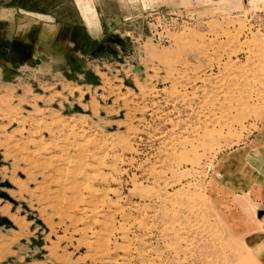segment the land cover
<instances>
[{
	"label": "rangeland",
	"instance_id": "1",
	"mask_svg": "<svg viewBox=\"0 0 264 264\" xmlns=\"http://www.w3.org/2000/svg\"><path fill=\"white\" fill-rule=\"evenodd\" d=\"M251 1L151 11L114 42L121 50L89 57L75 73L82 95L126 120L49 122L47 141L65 148L39 153L53 163L31 185L45 213L23 219L27 243L14 245L42 239L45 264H252L213 201L218 158L264 111V0ZM14 254L2 248L0 263Z\"/></svg>",
	"mask_w": 264,
	"mask_h": 264
},
{
	"label": "crops",
	"instance_id": "2",
	"mask_svg": "<svg viewBox=\"0 0 264 264\" xmlns=\"http://www.w3.org/2000/svg\"><path fill=\"white\" fill-rule=\"evenodd\" d=\"M246 3L255 2L0 0V222L7 220L0 224V259L4 248L15 253L7 257L14 264H45L44 245L31 243L29 250H22L14 243H27L26 216L45 213V207L37 205L31 185L53 163L39 153L65 148L63 143L47 141L49 122L69 116L99 120V115L118 126L126 120L123 109L118 115L112 104L98 105L91 93L82 95L84 85L76 77L80 70L75 67L86 69L89 57L111 40L128 38V25L151 11L185 8L204 12L226 7L242 11ZM82 61L85 64L80 65ZM120 87H114L112 103L118 99L124 106L127 92ZM255 120L252 135L218 158V192L213 201L252 264H264V111Z\"/></svg>",
	"mask_w": 264,
	"mask_h": 264
},
{
	"label": "flooded vegetation",
	"instance_id": "3",
	"mask_svg": "<svg viewBox=\"0 0 264 264\" xmlns=\"http://www.w3.org/2000/svg\"><path fill=\"white\" fill-rule=\"evenodd\" d=\"M116 41H118V40H111L110 42H108V43H106V44H104L103 45V47L102 48H100L99 50H98V52L95 54V55H93L94 57H96V56H102V55H104V54H110V53H116L115 52V50H114V48L113 47H115L116 45H115V43L114 42H116Z\"/></svg>",
	"mask_w": 264,
	"mask_h": 264
},
{
	"label": "water",
	"instance_id": "4",
	"mask_svg": "<svg viewBox=\"0 0 264 264\" xmlns=\"http://www.w3.org/2000/svg\"><path fill=\"white\" fill-rule=\"evenodd\" d=\"M1 197L4 199H9V197L6 194H2ZM6 222H7V220H4V221L0 222V224L6 223ZM31 242L38 247H42L44 245V242L42 239H40V240L32 239Z\"/></svg>",
	"mask_w": 264,
	"mask_h": 264
},
{
	"label": "built area",
	"instance_id": "5",
	"mask_svg": "<svg viewBox=\"0 0 264 264\" xmlns=\"http://www.w3.org/2000/svg\"><path fill=\"white\" fill-rule=\"evenodd\" d=\"M114 48V50H115V52H117L118 50H121L120 49V46L118 47V46H115V47H113Z\"/></svg>",
	"mask_w": 264,
	"mask_h": 264
},
{
	"label": "bare ground",
	"instance_id": "6",
	"mask_svg": "<svg viewBox=\"0 0 264 264\" xmlns=\"http://www.w3.org/2000/svg\"><path fill=\"white\" fill-rule=\"evenodd\" d=\"M80 68H81L80 66H79V67H75V69H74V70H80Z\"/></svg>",
	"mask_w": 264,
	"mask_h": 264
}]
</instances>
